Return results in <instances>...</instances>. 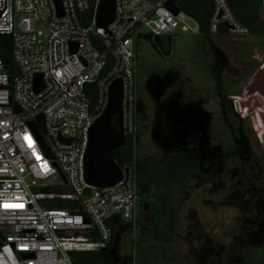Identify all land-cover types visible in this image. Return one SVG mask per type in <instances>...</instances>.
Wrapping results in <instances>:
<instances>
[{"label":"built area","instance_id":"2783aa9c","mask_svg":"<svg viewBox=\"0 0 264 264\" xmlns=\"http://www.w3.org/2000/svg\"><path fill=\"white\" fill-rule=\"evenodd\" d=\"M167 1L114 0L112 20L99 26L100 0H0V36L12 42L11 62L0 57V264H73L71 252L106 247L112 218L133 219L134 165H118L120 179L97 186L86 180L85 155L117 80L121 131L125 141L133 136L132 36L141 28L155 36L200 31ZM211 2L210 35L221 26L227 36L250 34L228 0ZM85 83L95 84L94 101Z\"/></svg>","mask_w":264,"mask_h":264},{"label":"rangeland","instance_id":"374dc122","mask_svg":"<svg viewBox=\"0 0 264 264\" xmlns=\"http://www.w3.org/2000/svg\"><path fill=\"white\" fill-rule=\"evenodd\" d=\"M132 39L134 157L164 155L152 137L155 110L174 99L207 113L211 163L185 184L172 242L151 238L150 215L138 195L133 219L114 233L113 259L117 264H264V34L205 36L178 29L155 36L141 28ZM158 83L162 89L156 93Z\"/></svg>","mask_w":264,"mask_h":264},{"label":"trees","instance_id":"16d2710c","mask_svg":"<svg viewBox=\"0 0 264 264\" xmlns=\"http://www.w3.org/2000/svg\"><path fill=\"white\" fill-rule=\"evenodd\" d=\"M93 2L94 0H90ZM176 5L193 16L200 25V33L209 36L208 21L212 13L211 0H173ZM236 18L246 25L250 34H264V21L259 17L258 10L260 0H228ZM85 22L83 25H86ZM219 33H225V27L221 26ZM12 42L9 35L0 36V57L5 64L11 62ZM109 68V64L103 72ZM159 84V83H158ZM162 86H155L154 92H161ZM85 93L94 101L96 87L94 83H85ZM174 100H166L157 105L155 121L152 128L153 139L164 147L165 153L161 158L148 156L145 158L134 157L132 135L127 137L124 144L113 151L114 161L117 165L131 163L135 167L136 191L139 195V204L144 210V202H147V212L150 215L149 233L151 238L158 243H170L175 237V219L179 201L184 194L186 182L197 171L203 169L207 158L194 151L188 144V136H184L185 143L178 144L179 132L174 131L172 119L168 116L174 108L179 107ZM187 108L200 107L196 104H188ZM184 107V108H186ZM168 113V114H167ZM111 125L117 128L118 118L113 115ZM183 129V128H182ZM165 133L167 142H162L161 135ZM170 134V135H169ZM50 207H67L65 202H49ZM112 235L106 247L97 251H73L71 257L73 264H117L111 255L112 241L115 231L125 221L112 218L110 221Z\"/></svg>","mask_w":264,"mask_h":264},{"label":"water","instance_id":"95a60500","mask_svg":"<svg viewBox=\"0 0 264 264\" xmlns=\"http://www.w3.org/2000/svg\"><path fill=\"white\" fill-rule=\"evenodd\" d=\"M166 6L173 13L179 11V7L173 0H168ZM258 15L264 21L262 6L259 7ZM113 16L114 0H100L97 25L106 26ZM121 92V82L117 80L110 87V100L104 114L91 126L89 131V143L85 155V177L93 185H112L121 177L120 169L113 156L114 149L126 142L121 131ZM113 115H117L118 118L117 128L111 125ZM39 120L43 127L42 116H39ZM40 140L45 147L42 139ZM143 205L144 210H147V202H144Z\"/></svg>","mask_w":264,"mask_h":264},{"label":"flooded vegetation","instance_id":"af4514ba","mask_svg":"<svg viewBox=\"0 0 264 264\" xmlns=\"http://www.w3.org/2000/svg\"><path fill=\"white\" fill-rule=\"evenodd\" d=\"M187 105H179L178 108H174L172 113L168 115L172 119L174 131H180L178 139L174 140V142H178V144L185 143L184 136L186 137L187 134V142L190 147L200 153L202 157L207 158V163L210 164L211 160L209 155L211 153L208 151V145H206V139L208 138L207 129L209 127L208 115L200 107L187 108ZM165 135V133L159 134L160 137L162 136V142H167ZM261 206L264 207V201H262Z\"/></svg>","mask_w":264,"mask_h":264},{"label":"crops","instance_id":"0c3cea01","mask_svg":"<svg viewBox=\"0 0 264 264\" xmlns=\"http://www.w3.org/2000/svg\"><path fill=\"white\" fill-rule=\"evenodd\" d=\"M218 35H220V36H226L224 33H219Z\"/></svg>","mask_w":264,"mask_h":264},{"label":"snow or ice","instance_id":"6c2138e0","mask_svg":"<svg viewBox=\"0 0 264 264\" xmlns=\"http://www.w3.org/2000/svg\"><path fill=\"white\" fill-rule=\"evenodd\" d=\"M9 205H5V207H8Z\"/></svg>","mask_w":264,"mask_h":264}]
</instances>
